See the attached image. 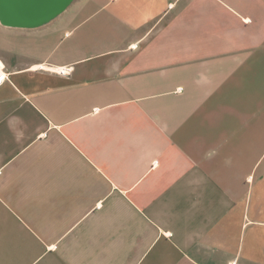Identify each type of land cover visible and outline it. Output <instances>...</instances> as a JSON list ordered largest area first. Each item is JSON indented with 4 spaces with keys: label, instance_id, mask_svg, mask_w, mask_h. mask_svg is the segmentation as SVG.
Instances as JSON below:
<instances>
[{
    "label": "crops",
    "instance_id": "crops-1",
    "mask_svg": "<svg viewBox=\"0 0 264 264\" xmlns=\"http://www.w3.org/2000/svg\"><path fill=\"white\" fill-rule=\"evenodd\" d=\"M0 62V264H264V0H72Z\"/></svg>",
    "mask_w": 264,
    "mask_h": 264
},
{
    "label": "water",
    "instance_id": "water-1",
    "mask_svg": "<svg viewBox=\"0 0 264 264\" xmlns=\"http://www.w3.org/2000/svg\"><path fill=\"white\" fill-rule=\"evenodd\" d=\"M72 0H0V21L12 26H38L61 13Z\"/></svg>",
    "mask_w": 264,
    "mask_h": 264
},
{
    "label": "built area",
    "instance_id": "built-area-1",
    "mask_svg": "<svg viewBox=\"0 0 264 264\" xmlns=\"http://www.w3.org/2000/svg\"><path fill=\"white\" fill-rule=\"evenodd\" d=\"M72 70L70 65L60 66L57 72L62 74H68ZM9 73L5 70L3 64L0 62V85L8 79Z\"/></svg>",
    "mask_w": 264,
    "mask_h": 264
}]
</instances>
